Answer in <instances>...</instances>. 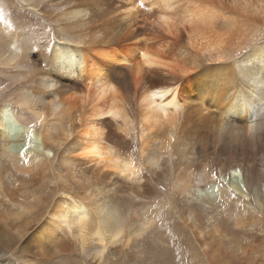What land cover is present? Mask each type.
I'll list each match as a JSON object with an SVG mask.
<instances>
[{
	"label": "bare ground",
	"instance_id": "obj_1",
	"mask_svg": "<svg viewBox=\"0 0 264 264\" xmlns=\"http://www.w3.org/2000/svg\"><path fill=\"white\" fill-rule=\"evenodd\" d=\"M6 5L56 31L31 20L21 29ZM250 16L264 21V0H0V141L28 170L55 171L53 187L0 198L18 223L8 233L15 247L0 248L3 264L61 262L76 251L104 262L116 244L142 240L155 210L178 194L225 208L244 195L264 212V40L204 65L228 55L225 39L244 36ZM14 84L27 90L11 95ZM132 124L142 168L170 174L161 197L141 196V183L128 188L139 167L111 127L131 136ZM160 128L161 139L151 134Z\"/></svg>",
	"mask_w": 264,
	"mask_h": 264
},
{
	"label": "rangeland",
	"instance_id": "obj_2",
	"mask_svg": "<svg viewBox=\"0 0 264 264\" xmlns=\"http://www.w3.org/2000/svg\"><path fill=\"white\" fill-rule=\"evenodd\" d=\"M3 3L6 4V2ZM6 6L13 12L11 20L14 25L20 26L21 29L25 28L27 23L32 21L34 27H46L52 33L56 31L54 24L50 21L44 20L40 14H36L35 17L29 19V16L31 15H27L25 10L23 11V7ZM38 19L39 21L37 22ZM249 19H251V21H249ZM253 19L252 16L247 17L245 23L241 26L242 29L238 28V32L243 30L245 33L244 36H239L238 40L241 39V41L237 40L240 42L239 48L234 47V45L238 43L236 39L233 41L230 40V38H226L223 51L225 53L228 52V55L226 56L227 58L217 59V61H219L217 63L216 60L212 59L213 56H208L204 63L207 61V66L210 64L208 66L210 68V66L215 65L214 62L216 65L223 62H231L233 58L241 55L246 49L252 47L258 41L260 42L264 40V21L261 22ZM253 25L258 28L257 31L259 32L254 33V30H251ZM245 27L249 28V30L246 31ZM206 63L204 65H206ZM198 70L200 69L195 68V71L193 70L188 76H198L200 72ZM5 80L4 77H0V82L2 84L6 82ZM194 83L195 80L193 84ZM23 85L19 87L16 86V84L13 86L8 85L7 91L12 93L11 95H15L21 90H27L25 89L26 87H22ZM30 85L35 92L38 91L36 85ZM189 86H191L190 88H193L192 85ZM191 95L194 96L192 97L193 99L199 97L196 92H192ZM187 108H189V111H192L190 109L192 108V105H188ZM252 108L258 113L256 107L253 106ZM132 125L131 130L129 129V134L131 136H124V134L119 130H116L115 127H111L116 133L121 134V136L126 137V139L130 141L131 149L129 150L133 152L136 167L140 168H138V172L135 174L137 177L132 179L133 181L126 180L129 182V186H131L128 188H131V190L135 192V190L137 191L140 188L139 185L141 186V184H144V186L138 190L141 196L149 195V197H154L156 195V198H158V196L161 197L164 194L163 189L166 191L170 187L168 183L170 182V174L167 172L165 176L162 174L163 177L161 174L157 176V174L147 172L142 168L141 163L138 160L139 145L135 138L136 130L134 125ZM190 128H192V126H190L189 129ZM160 129L152 130L151 134H157L159 137H162L161 133L164 132V128ZM155 140L157 139L155 138ZM0 142V198L3 197L7 200L8 195L14 194L16 196L17 194L20 196L21 194H26L27 191L28 194H31L30 192L32 189L36 190L38 188V184L40 188H45L47 186L53 187L54 169H46V171L43 172L42 170H35V167H33L31 170H28L25 165H22L27 162L22 160L19 155L14 156L13 154H10L7 149H4L5 144L3 141L1 140ZM213 144L219 146L220 142H215ZM258 167L259 169L262 168L261 166ZM144 173L147 174L144 175ZM148 173L154 178L157 176V180L152 178L150 174L148 175ZM141 175L144 178L140 180L138 179V176L142 177ZM228 175H231V171L225 175V178H227ZM238 176L239 179L242 177L241 172ZM159 178L162 181H159ZM123 179L124 178L120 180L124 182ZM166 182L168 184H166ZM259 186L261 198L264 199L263 178L259 179ZM153 188L154 190H152ZM146 190L149 191H147L149 194ZM45 191H47V188ZM39 192H41V195H45L43 191ZM234 192L238 194L237 191ZM51 198L48 199V202L51 201ZM242 198L246 201H236L235 199L233 202L228 203L229 206L225 208L223 207L225 206V202L210 205L203 202L198 195L192 196L191 193L178 194V196L175 195L167 201L169 204L168 206L164 205L160 210H155L154 219L150 226L147 227L144 237L142 240L140 239L137 241L135 245H129L132 247L128 246L127 248H120L116 244L115 246L118 249L109 251L104 262L102 260L98 262L94 259H86L82 255L77 254L78 251L74 253L71 252V256L62 255V257L69 263L71 261L70 264H264V212H262L261 209L254 208L255 203L252 204L251 201H248L247 196L243 195ZM3 205H5V203L3 202L2 204L0 201V225L4 220V223H2L4 229H1V234H3L0 235V248H5L4 244H6V246L10 244L8 247L14 246L15 235L11 236V234L8 233L9 230L11 232V227H17L18 225L17 221L11 219V215H9L13 206L9 207L7 205L8 207L5 208ZM140 206H142V203H140L138 207ZM190 208H194L195 212L189 214L191 212ZM4 217L5 219H3ZM33 229L34 228L32 227L30 231ZM28 233L30 232L28 231ZM21 234H25V232L22 231ZM17 254L18 252L16 251L15 255ZM73 254H75L76 257ZM60 260L61 262L57 261L56 257L49 259V264H58L59 262V264H63V262H65L62 259ZM74 261L78 262L73 263ZM3 263L4 262L0 260V264Z\"/></svg>",
	"mask_w": 264,
	"mask_h": 264
}]
</instances>
